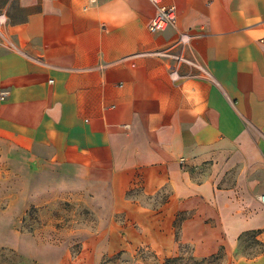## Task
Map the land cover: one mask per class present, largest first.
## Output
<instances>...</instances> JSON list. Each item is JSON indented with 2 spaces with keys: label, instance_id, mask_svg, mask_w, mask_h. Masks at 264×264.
Masks as SVG:
<instances>
[{
  "label": "crops",
  "instance_id": "0c3cea01",
  "mask_svg": "<svg viewBox=\"0 0 264 264\" xmlns=\"http://www.w3.org/2000/svg\"><path fill=\"white\" fill-rule=\"evenodd\" d=\"M163 4L176 25L152 34L148 0H0V151L21 177L139 182L160 202L124 245L264 264V0Z\"/></svg>",
  "mask_w": 264,
  "mask_h": 264
},
{
  "label": "rangeland",
  "instance_id": "374dc122",
  "mask_svg": "<svg viewBox=\"0 0 264 264\" xmlns=\"http://www.w3.org/2000/svg\"><path fill=\"white\" fill-rule=\"evenodd\" d=\"M45 170V177H21L22 167L0 151V264H222L226 257L220 249L200 258L187 244L169 257L155 246L124 245L137 218L151 219L139 214L140 207L156 204L157 197L144 196L139 182L124 197L101 181L86 187L80 180L71 188ZM192 172L200 180V166ZM185 217L174 222L177 240ZM261 250L255 236L246 234L236 254L252 259Z\"/></svg>",
  "mask_w": 264,
  "mask_h": 264
},
{
  "label": "built area",
  "instance_id": "2783aa9c",
  "mask_svg": "<svg viewBox=\"0 0 264 264\" xmlns=\"http://www.w3.org/2000/svg\"><path fill=\"white\" fill-rule=\"evenodd\" d=\"M156 8V13L148 25V31L152 34L163 33L166 30L175 27L177 22V9L174 5H164L163 0H148ZM96 0H89L90 4H94ZM183 60V59H182ZM185 61V60H183ZM7 92L0 93V99L6 96ZM259 203L264 207V194L260 195Z\"/></svg>",
  "mask_w": 264,
  "mask_h": 264
}]
</instances>
